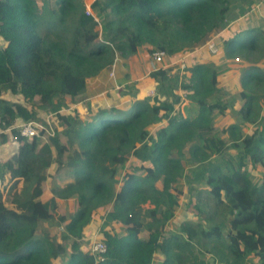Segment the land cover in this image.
<instances>
[{"label": "trees", "instance_id": "16d2710c", "mask_svg": "<svg viewBox=\"0 0 264 264\" xmlns=\"http://www.w3.org/2000/svg\"><path fill=\"white\" fill-rule=\"evenodd\" d=\"M230 1L93 0L88 10L83 0H0V143L7 132L16 138L14 151L0 161V185L7 174L17 179L14 184L22 181L19 189L11 186V206L0 188V264H152L157 252L159 264H206L205 254L217 264H264V124L245 136L237 124L224 127L238 152L223 158L227 141L213 124L226 105L215 66L194 58L180 62L181 77L166 68L150 70L151 98L123 79L118 90L130 96L127 107L93 109L86 101L81 114L66 102L84 92L88 78L139 48L163 50L171 61L198 48L229 23ZM237 1L248 3L246 14L255 12L219 33L231 59L264 50V17L257 11L264 10V0ZM240 85L238 113L254 122L255 87H264V71L245 65ZM176 90L188 100L185 116L174 108ZM5 91L30 107L6 99ZM39 110L52 114L55 133L47 139L20 136L14 125L41 120ZM185 147L203 163L198 177L204 186L194 208L204 215L173 230L167 224L177 206ZM213 155L219 160H210ZM247 160L261 167L258 183ZM46 189L51 196L42 200ZM69 198L71 212L59 205ZM99 209L106 249L95 256L81 240ZM52 220L61 225L56 238Z\"/></svg>", "mask_w": 264, "mask_h": 264}, {"label": "rangeland", "instance_id": "374dc122", "mask_svg": "<svg viewBox=\"0 0 264 264\" xmlns=\"http://www.w3.org/2000/svg\"><path fill=\"white\" fill-rule=\"evenodd\" d=\"M39 4H41V0H37ZM93 0H83L88 10L89 4ZM264 3V2H263ZM250 11L252 13L255 12V10L250 8ZM258 15L264 17V10L257 8ZM252 13L244 14L240 20H244V18L247 17L248 20H251L253 17ZM259 20V18H257ZM262 20V19H261ZM234 24V23H233ZM232 24V25H233ZM232 25L230 27H232ZM226 28V27H225ZM224 28V29H225ZM217 37V36H216ZM214 38V44H215V51H211L208 48H203L204 50H198L194 49L191 51H187L181 56L171 61L169 58L165 60V63L168 64L165 68L167 69L168 74H179L180 77L182 76V66L183 63L180 64V62H183L185 60V64L190 62V60H193L194 58H197L200 62H206L211 63L215 68L217 69V87L220 91V97L221 100L225 102L226 108L225 113L223 115L215 114L214 115V129L216 131L220 132L219 136L221 139L226 140V146L224 150L226 152L223 154L224 157L227 159V156H234L238 152V148L231 145L232 140L229 139V134L226 131H222V129L226 126H228L230 123L237 124L238 128L240 129L241 135H246L253 130V128H259L261 124H264L263 119V112H264V87L262 85H257L255 87V92L257 93V105L259 106V112L258 115L255 117L254 122H247L246 120L242 119V117L239 115L238 110L242 105V99L237 96V92H240L241 85H240V73L242 68L247 65L253 63L256 67L260 68L262 71H264V50L261 48L257 52H255L253 55L249 56L248 58H237V59H231L228 58L221 45V41L217 40V38ZM3 44V40L0 38V45ZM148 59L151 60L150 54H148ZM137 61L140 62V57L137 56ZM124 62V70L122 71L121 76H117V71L114 69L113 74L110 75L109 71L107 73L106 71V78H100L97 79V77H91L88 78L87 87L88 90H95L98 89V91H101V89H104L105 92L103 93H96V95L89 100V105H91L93 108L95 107H107L110 105H116L119 107H127L129 105V95L128 94H122L118 88L117 79L121 78L122 80L126 79L127 81H130L128 84L132 85V91H139L141 94H144L148 97L154 96V81L149 78L147 75L145 76V73L148 69H144L141 66L136 67L137 62L133 60V62H128L127 60ZM114 68V66H112ZM111 67V68H112ZM110 68V69H111ZM246 93V91H243ZM3 97L10 101L20 102L22 104L28 105L30 107V103L24 98L17 94V93H11L9 91H5L2 93ZM176 95L179 97V102L174 105V108H178V110L181 112L183 116L186 115V108L188 106V100L185 98L184 92L180 90H176ZM118 96V98H117ZM117 98V99H116ZM159 101L163 100L162 97H159ZM90 106V107H91ZM91 107V108H92ZM81 109V108H80ZM46 115H49L43 110H39V116L41 118L45 117ZM50 118L52 122L57 126L56 121L53 116L50 115ZM154 128H151L149 131H153ZM10 136L11 134L7 132ZM7 135V143H0V161L4 162L6 159V156L9 155V152L13 149L14 143H12L10 136ZM11 140V141H10ZM184 170L181 176L177 178V181L175 182V191L174 194L177 199V206L175 209V213L173 218L168 222L167 227L170 229H175L176 225L181 222L184 219H190V220H197L200 219L199 217L204 215V213H198L197 210L194 208V204L198 201L197 200V194L198 191H201L204 183L200 180L198 177V172L200 171V168L203 163H196L194 162L188 153L187 148L182 149V156L180 157ZM210 160L213 162L219 160L218 156H211ZM246 166L253 179L256 183L259 182L260 176L262 174L261 167L258 164H251L249 160L246 161ZM122 168V166H121ZM14 180H17L16 178L10 179L9 174L3 176V181L1 182L0 188L2 190V195L5 201V204L8 206H11V204L8 201V196H10L9 191L11 189V186L14 184ZM21 185V181L18 180L14 184L15 189H19ZM13 188V189H14ZM48 194V193H47ZM204 192L202 193V195ZM45 199V196L42 198ZM68 208L70 209L71 206L67 204ZM69 212H71L69 210ZM104 213L103 209H99L95 212V217L93 218V222L91 225L90 230L88 231V234L86 235L81 242H83L84 248H89V245L91 244V234L92 232L96 233L97 236L101 237L100 230L102 228V215ZM49 226L51 228L50 232L52 233L53 237L56 238L60 228L57 227V224L54 220L52 222H49ZM90 226V225H89ZM117 229V227H116ZM92 230V231H91ZM98 238V237H96ZM204 259L206 264H217L210 254H205ZM59 261H56V264H59ZM54 263V264H55Z\"/></svg>", "mask_w": 264, "mask_h": 264}, {"label": "crops", "instance_id": "0c3cea01", "mask_svg": "<svg viewBox=\"0 0 264 264\" xmlns=\"http://www.w3.org/2000/svg\"><path fill=\"white\" fill-rule=\"evenodd\" d=\"M248 8H249V5H248V3H246V2H240V1H237V0H231L230 1V3H229V10H228V14H227V17H228V21H229V23H235V22H237L238 20H240L241 18H242V16L244 15V14H246L245 12L248 10ZM223 30V29H222ZM221 30V31H222ZM221 31H217L216 33H217V37L216 38H218V36H219V33L221 32ZM148 52L145 50V49H143V48H139V50L134 54V55H132V56H130V57H128V62L130 63V62H133V60H135V62H137V64H136V67H139V66H141L142 68H144V69H148L147 71H146V73H145V76L144 77H146L147 75H148V72L150 71V60L148 59ZM137 56L138 57H140V62H138L137 61ZM114 69H116V71H117V76H121V74H122V71H125L124 70V62L122 61V60H120V59H118L117 60V63H115V65H114V68H113V71H114ZM106 71H107V73H108V71H110V69L108 68V69H106L104 72H102V73H100L99 75H97V76H94V77H97V79H100V78H104L105 76H106ZM106 78V77H105ZM87 82H88V79L86 80V87H85V90H84V92L81 94V95H79L78 96V98L74 101V102H70V99L69 98H66V102L68 103V108L69 109H72V108H76L81 114L82 113H85V111H86V109H87V103L85 104L84 102H86V101H88L89 102V100H91L95 95H96V93H103V92H105V90L104 89H101V91H98V89H95V90H88V87H87ZM123 82V80L121 79V78H118L117 79V84H118V86H121V83ZM117 98H118V96H117ZM116 98V99H117ZM91 106V105H90ZM92 107V106H91ZM81 108V109H80ZM93 108V107H92ZM94 109V108H93ZM70 111V110H69ZM9 135V134H8ZM10 136V135H9ZM9 140V139H8ZM8 140H6L5 142H3V144L2 145H4V143H7L8 142ZM11 141V140H10ZM12 143H14V145H13V149L11 150V152L12 151H14V149L16 148V141H11ZM11 152H9V154H11ZM54 168V167H53ZM20 181H21V179H19ZM21 184H22V181H21ZM21 186V185H20ZM48 193V194H47ZM45 196V199L44 200H46V199H48L50 196H51V193H50V191H49V189H46L45 190V192L43 193V195L41 196V199L43 198ZM43 200V199H42ZM67 204H69L70 206H71V208L69 209L68 208V206H67ZM59 205L61 206V207H63L64 209H65V211L66 210H70V211H73L74 210V208L72 207V199L71 198H69V199H62V200H59ZM95 217V214H93V216H92V222H93V218ZM92 222L90 223V226H88L87 228H85V232H84V236H83V238H85L86 237V235L88 234V231L90 230V228H91V225H92ZM58 228H60L61 227V225L60 226H57ZM50 228V227H49ZM50 230H51V228H50ZM92 231V230H91ZM146 231H142L141 233H140V236L142 237V238H145L146 237ZM91 236H92V240H91V242L93 241V240H95V239H100V237L99 236H97L96 235V233H95V231H94V233L92 232V234H91ZM96 237H98V238H96ZM82 247H83V245H82ZM84 248V247H83ZM86 249V248H85ZM162 259V256H161V254L159 253V252H157L156 253V255L154 256V258H153V262H152V264H159V262H160V260ZM57 261H59V260H57Z\"/></svg>", "mask_w": 264, "mask_h": 264}, {"label": "built area", "instance_id": "2783aa9c", "mask_svg": "<svg viewBox=\"0 0 264 264\" xmlns=\"http://www.w3.org/2000/svg\"><path fill=\"white\" fill-rule=\"evenodd\" d=\"M226 25L217 30L218 32L224 29ZM216 31V32H217ZM213 33L199 48H208L211 51H215V44L213 39L216 37L217 33ZM198 49V48H196ZM150 60V70H156L158 68H165L168 64L165 63L166 53L163 50H154L151 54ZM109 74H113V67L110 69ZM50 115H46L41 120L40 119H30L26 121H20L14 125L16 132L25 138H40L47 139L55 133V124L52 122ZM12 141H16L13 134L10 136ZM90 252L95 256L104 252L106 249L105 243L101 239H95L91 242L89 246Z\"/></svg>", "mask_w": 264, "mask_h": 264}]
</instances>
